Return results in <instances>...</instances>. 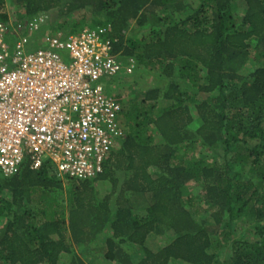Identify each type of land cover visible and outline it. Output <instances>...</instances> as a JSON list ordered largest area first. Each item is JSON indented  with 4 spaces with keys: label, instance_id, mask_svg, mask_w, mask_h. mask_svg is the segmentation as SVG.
I'll return each instance as SVG.
<instances>
[{
    "label": "trees",
    "instance_id": "1",
    "mask_svg": "<svg viewBox=\"0 0 264 264\" xmlns=\"http://www.w3.org/2000/svg\"><path fill=\"white\" fill-rule=\"evenodd\" d=\"M12 1L20 23L44 19L32 50L103 28L133 74L156 75L129 106L117 97L123 137L96 177L27 160L0 172V264H87L92 250L114 264H264V0ZM240 223L253 241L232 238Z\"/></svg>",
    "mask_w": 264,
    "mask_h": 264
},
{
    "label": "built area",
    "instance_id": "2",
    "mask_svg": "<svg viewBox=\"0 0 264 264\" xmlns=\"http://www.w3.org/2000/svg\"><path fill=\"white\" fill-rule=\"evenodd\" d=\"M43 24L0 21V172L15 175L27 160L32 170L49 164L59 179L89 180L123 137L121 106L102 81L132 74L135 62L119 60L103 28L58 33L32 50Z\"/></svg>",
    "mask_w": 264,
    "mask_h": 264
},
{
    "label": "rangeland",
    "instance_id": "3",
    "mask_svg": "<svg viewBox=\"0 0 264 264\" xmlns=\"http://www.w3.org/2000/svg\"><path fill=\"white\" fill-rule=\"evenodd\" d=\"M238 9H241L240 5L238 6ZM0 14H5L10 20H14V21L16 20L17 22L21 20V17H19V15L23 14V8L19 6H14L12 0H5L4 5L0 10ZM233 15L237 18L242 16L240 10L234 11ZM76 17H71L70 19H68V22L73 21ZM48 20L49 18L47 16L46 21L48 22ZM26 35H27L26 31L20 33V36H26ZM41 40H43V38H41ZM8 42H10V44H13L15 42V39L12 38L8 40ZM154 75H156L155 72H150L149 74H141V75H137L133 73L130 75H125L124 73H120L119 75L110 79L109 81H105V82L102 81V85L104 87L105 95L109 96L114 101L119 100V98L121 97V99L124 100V102L129 106V104L132 102V98L136 96L135 94L140 93L144 89H148L151 86H153L155 81ZM189 187L194 188L193 185ZM97 189L99 196H103L104 193L108 191V186L100 184L97 187ZM69 190L70 189L64 185L62 193L59 195L60 201H63V203H66V198H67V194L69 193ZM232 238L241 241L242 240L243 241L248 240L249 242L253 241L250 227L245 226V224L243 223H240L234 227ZM163 239H164L163 237L160 238L151 237L148 239L146 244L153 251H157L163 247L165 243ZM96 243L99 244L98 246L100 247L103 241L100 240L99 242ZM80 257L87 264H114L105 261L103 257V253H101V251L94 252L92 250V252L89 255L82 254L80 255ZM66 258L67 257L65 256L64 259ZM64 259L62 264H65L66 262L64 261Z\"/></svg>",
    "mask_w": 264,
    "mask_h": 264
}]
</instances>
